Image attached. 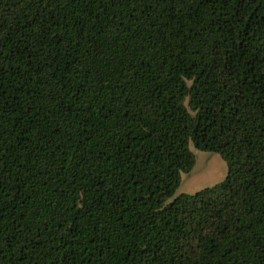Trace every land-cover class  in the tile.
<instances>
[{
    "label": "trees",
    "instance_id": "trees-1",
    "mask_svg": "<svg viewBox=\"0 0 264 264\" xmlns=\"http://www.w3.org/2000/svg\"><path fill=\"white\" fill-rule=\"evenodd\" d=\"M0 264H264V0H0Z\"/></svg>",
    "mask_w": 264,
    "mask_h": 264
},
{
    "label": "rangeland",
    "instance_id": "rangeland-1",
    "mask_svg": "<svg viewBox=\"0 0 264 264\" xmlns=\"http://www.w3.org/2000/svg\"><path fill=\"white\" fill-rule=\"evenodd\" d=\"M195 153V167L189 174H184L177 194L194 193L204 187L212 186L223 180L227 174V164L218 153L202 150H197Z\"/></svg>",
    "mask_w": 264,
    "mask_h": 264
}]
</instances>
